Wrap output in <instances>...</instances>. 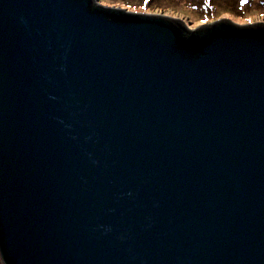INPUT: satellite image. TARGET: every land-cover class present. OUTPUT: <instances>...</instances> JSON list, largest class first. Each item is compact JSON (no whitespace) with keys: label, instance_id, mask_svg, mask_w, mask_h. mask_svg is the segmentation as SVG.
<instances>
[{"label":"water","instance_id":"water-1","mask_svg":"<svg viewBox=\"0 0 264 264\" xmlns=\"http://www.w3.org/2000/svg\"><path fill=\"white\" fill-rule=\"evenodd\" d=\"M1 264H264V22L0 0Z\"/></svg>","mask_w":264,"mask_h":264},{"label":"rangeland","instance_id":"rangeland-1","mask_svg":"<svg viewBox=\"0 0 264 264\" xmlns=\"http://www.w3.org/2000/svg\"><path fill=\"white\" fill-rule=\"evenodd\" d=\"M103 5L181 19L190 28L226 17L238 24L264 22V0H97ZM1 264V262H0Z\"/></svg>","mask_w":264,"mask_h":264},{"label":"trees","instance_id":"trees-1","mask_svg":"<svg viewBox=\"0 0 264 264\" xmlns=\"http://www.w3.org/2000/svg\"><path fill=\"white\" fill-rule=\"evenodd\" d=\"M243 0H240L239 3L241 4Z\"/></svg>","mask_w":264,"mask_h":264}]
</instances>
